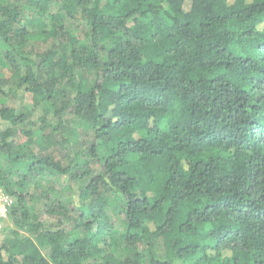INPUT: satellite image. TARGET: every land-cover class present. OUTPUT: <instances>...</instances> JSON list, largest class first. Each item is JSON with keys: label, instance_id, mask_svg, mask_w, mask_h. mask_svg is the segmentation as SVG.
Wrapping results in <instances>:
<instances>
[{"label": "trees", "instance_id": "trees-1", "mask_svg": "<svg viewBox=\"0 0 264 264\" xmlns=\"http://www.w3.org/2000/svg\"><path fill=\"white\" fill-rule=\"evenodd\" d=\"M0 187V264H264V0H0Z\"/></svg>", "mask_w": 264, "mask_h": 264}, {"label": "built area", "instance_id": "built-area-1", "mask_svg": "<svg viewBox=\"0 0 264 264\" xmlns=\"http://www.w3.org/2000/svg\"><path fill=\"white\" fill-rule=\"evenodd\" d=\"M12 204L13 197L0 187V228L3 227Z\"/></svg>", "mask_w": 264, "mask_h": 264}, {"label": "rangeland", "instance_id": "rangeland-1", "mask_svg": "<svg viewBox=\"0 0 264 264\" xmlns=\"http://www.w3.org/2000/svg\"><path fill=\"white\" fill-rule=\"evenodd\" d=\"M19 100H15L14 102L13 101H10L9 103L11 104V105H14V106H16V107H21L23 104V102L21 103H19L18 102ZM29 101V99H28V97H26L25 98V102H28ZM13 202H14V198H13ZM9 226V220H8V218L4 221V224H3V227H2V229H6V227H8ZM2 237H3V234H0V241H1V239H2Z\"/></svg>", "mask_w": 264, "mask_h": 264}]
</instances>
